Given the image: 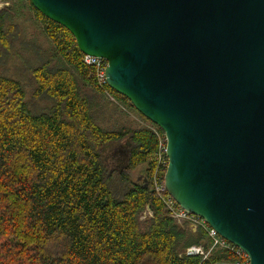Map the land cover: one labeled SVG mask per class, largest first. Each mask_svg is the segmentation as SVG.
I'll list each match as a JSON object with an SVG mask.
<instances>
[{
    "label": "water",
    "instance_id": "1",
    "mask_svg": "<svg viewBox=\"0 0 264 264\" xmlns=\"http://www.w3.org/2000/svg\"><path fill=\"white\" fill-rule=\"evenodd\" d=\"M29 1L163 132L175 202L264 264V0Z\"/></svg>",
    "mask_w": 264,
    "mask_h": 264
},
{
    "label": "trees",
    "instance_id": "2",
    "mask_svg": "<svg viewBox=\"0 0 264 264\" xmlns=\"http://www.w3.org/2000/svg\"><path fill=\"white\" fill-rule=\"evenodd\" d=\"M27 12L52 55H40L32 44L13 66L32 82L33 99L51 104L30 109L23 82L0 72V264L233 263L221 249L202 262L185 255L192 245L207 247L206 236L177 225L151 192L154 124L108 86L144 125L107 130L93 121L88 93L101 90L68 30L29 0H15L0 8V60L10 58L22 33L16 20ZM126 141L125 168L108 167L107 148ZM138 169L146 185L132 178Z\"/></svg>",
    "mask_w": 264,
    "mask_h": 264
},
{
    "label": "rangeland",
    "instance_id": "3",
    "mask_svg": "<svg viewBox=\"0 0 264 264\" xmlns=\"http://www.w3.org/2000/svg\"><path fill=\"white\" fill-rule=\"evenodd\" d=\"M5 2H7V0H0V8L5 7ZM14 2L15 0H9L8 5H11V3ZM31 18L32 16L27 12L25 15L20 16L16 20V25L17 27H20L23 35L22 33H19V37L18 39H16L17 41L14 43L12 48H10V58L7 60L8 62L6 61L5 63L3 61L4 58L0 60V72L4 75H11V77L15 76V78H19L23 82V88L26 92L25 102L27 105L29 104L30 109L40 110L43 108V110H46L51 104L50 101H48L47 99H38L37 101H35L32 96V82L27 77H23L19 73V70H21L20 68L16 69L13 66V63H18L20 57L27 58L29 56V52H31V48L29 46L32 44H34L38 48L40 55H45L47 57H50L52 55L51 44L46 40V38L42 34V31L36 24L33 23ZM15 37L16 36H14L13 39H15ZM88 94L90 96V102L94 103L92 105L91 113L93 121L102 128H107V130H115L124 125L132 126L134 125V123L138 124V121L141 120L137 115V112H135L132 108H129L125 104L123 105L119 102L118 104L110 102L103 94L100 93L94 94L93 92H89ZM125 145L126 144L122 142L119 144L111 145L107 148L104 154V158L110 168H113L116 164L113 163V153L117 149H126L127 146ZM122 163L123 165L125 164L124 161ZM140 175L141 171L139 169L131 174L132 178L136 181L138 180L137 178H140ZM149 213L150 212H148V210L144 211L140 219L143 220L149 215Z\"/></svg>",
    "mask_w": 264,
    "mask_h": 264
},
{
    "label": "built area",
    "instance_id": "4",
    "mask_svg": "<svg viewBox=\"0 0 264 264\" xmlns=\"http://www.w3.org/2000/svg\"><path fill=\"white\" fill-rule=\"evenodd\" d=\"M8 1L9 0L4 3L5 6L8 5ZM82 62L85 65L93 68L95 83L101 90V94H103L110 102L118 104L116 98L106 88V60L101 57L83 55ZM138 122L139 124L144 125L141 120ZM154 126H152L153 128H151V131H153L155 135L156 150L151 156V192L163 205L167 215L177 225L187 228L192 233H196L197 231L202 230L206 236V241H204L203 243H206L207 247H205L203 244L192 245L185 249V255L200 256L202 258V262L208 259L209 255L214 249H221L234 259L233 263L225 264H249L248 256L242 249L217 235L216 232L209 227L204 219L182 209L167 193L164 184V174L168 165V159L166 156V138L163 132L161 131L160 133L156 128L157 126Z\"/></svg>",
    "mask_w": 264,
    "mask_h": 264
},
{
    "label": "flooded vegetation",
    "instance_id": "5",
    "mask_svg": "<svg viewBox=\"0 0 264 264\" xmlns=\"http://www.w3.org/2000/svg\"><path fill=\"white\" fill-rule=\"evenodd\" d=\"M125 144H128V143H125ZM125 146H128V145H125ZM113 156H114V158H112L114 160L113 163H116L113 168L114 169H120V170L123 169V168H125V165L126 164L123 165L122 162L123 161L125 162V159H126V156H127V147H126V149H117L113 153ZM106 165H107V163H106ZM137 179H138L137 182L144 183V185H146L147 180L144 178V175L141 174L140 175V178H137Z\"/></svg>",
    "mask_w": 264,
    "mask_h": 264
},
{
    "label": "crops",
    "instance_id": "6",
    "mask_svg": "<svg viewBox=\"0 0 264 264\" xmlns=\"http://www.w3.org/2000/svg\"><path fill=\"white\" fill-rule=\"evenodd\" d=\"M125 143H127V141ZM126 145H128V144H126ZM148 212H149V210H148Z\"/></svg>",
    "mask_w": 264,
    "mask_h": 264
}]
</instances>
